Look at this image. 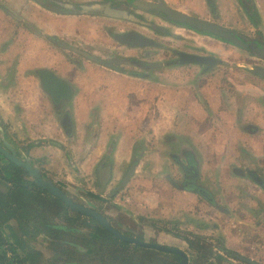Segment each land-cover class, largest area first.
Listing matches in <instances>:
<instances>
[{
    "label": "crops",
    "instance_id": "1",
    "mask_svg": "<svg viewBox=\"0 0 264 264\" xmlns=\"http://www.w3.org/2000/svg\"><path fill=\"white\" fill-rule=\"evenodd\" d=\"M160 1L227 28L235 29L236 22L252 30L264 26V0H219L213 15L204 0ZM10 3L13 6L0 4L7 14L1 17L0 13V88L7 90L0 94V120L28 144L32 160L44 158L48 175L60 179L61 172L70 169L73 175L62 179L68 185L81 173L93 184L105 179L103 189H98L104 200L110 202L119 192L136 208L126 212L128 217L133 222L145 218L146 222L153 217L143 212L148 203L137 200L138 187L130 188L141 183L139 173L144 165L165 164L155 148L161 139L171 148L167 155L171 170L164 174L171 185V194L167 193L171 208L160 212L155 223L178 221L180 231L194 238L219 237L234 256L250 261L231 259L229 264H264V76L247 66H242L241 76H235L224 75L225 71L223 75L209 73L208 68L216 63L177 64L179 52L206 55L175 47L171 52L176 60L167 65L156 63L152 75L128 73L90 60L80 63L48 49L50 38L62 40L56 31L47 34L42 14L34 20L17 16L16 2ZM195 36L207 39L204 34ZM40 69L51 71L69 85V101L55 104L42 91L37 76ZM130 168L129 180L119 189ZM240 191H251L244 204L238 198ZM228 197L232 202L225 206L223 200ZM158 231L160 244L187 249L183 239ZM83 235L80 232L74 240L83 246L77 252L91 254L93 237ZM191 252L198 255L197 250ZM140 262L136 258L135 263Z\"/></svg>",
    "mask_w": 264,
    "mask_h": 264
},
{
    "label": "rangeland",
    "instance_id": "2",
    "mask_svg": "<svg viewBox=\"0 0 264 264\" xmlns=\"http://www.w3.org/2000/svg\"><path fill=\"white\" fill-rule=\"evenodd\" d=\"M64 4H71L75 6L77 10H80L82 5H89L93 3L103 4L107 1L111 3V7L125 11L127 14L132 15L149 24V27L141 26L140 24L124 20V19H115L109 18L105 16H101L99 14H62L59 12H53L51 10H44L35 0H0V4L4 6L10 7L13 6L10 2H16L15 5V15L20 17L31 16L35 18L39 17V14H42L43 20L47 25L48 30L46 31L47 34L52 35L54 31L57 32L58 36L61 38L62 42L66 47L70 48H62L60 46L54 45L51 42L48 44L49 50H58L68 59H74L80 63L87 64L88 58H86L82 53L96 56L97 58L103 60L104 62H109L113 58H126V59H133L137 61H141L146 63L147 68H142L137 66L136 64H115L117 67H121L128 71V73H152V66L156 63H170L171 59L176 60V56L171 52L173 49L176 50H189L190 52L194 53H202L206 56H210L217 60L216 64L213 67L208 68L209 73H214L215 75H223L224 71L226 74L224 75H240L242 74V66H247L253 72L264 76V59L258 58L253 54L250 50H245L234 46L229 43H222L216 38L207 36V39H201L195 34H198L188 28L177 26L175 24L165 22L162 19L150 15L144 14L135 9L132 6L133 0H58ZM154 2L155 0H145ZM8 3V4H7ZM9 5V6H8ZM54 4L48 3L49 8H54ZM58 6V5H57ZM46 9V8H45ZM56 9V8H55ZM4 10V9H3ZM2 8H0L1 17H6V13L3 12ZM7 10V9H6ZM31 14V15H30ZM30 17V18H31ZM55 26L56 28H53ZM234 31L239 33L242 38H253L256 37V33L252 30L251 27L242 26L241 22H236L234 25ZM259 28L260 34L262 37L264 36V26L262 25ZM233 30V29H232ZM127 31H135L138 32L147 38L157 42L160 47H146V48H132L127 45H121L116 42L112 36L120 33H124ZM221 42V43H220ZM200 47L205 48V50H199ZM175 47V48H174ZM72 48V49H71ZM74 50H78L81 53H78ZM230 50V51H227ZM217 57V58H216ZM178 61V58H177ZM176 61V62H177ZM91 63V62H89ZM230 65H234L232 68L228 67ZM236 66V67H235ZM162 71V69L160 70ZM156 74V73H154ZM197 74V73H194ZM5 76V74L3 75ZM257 78V76H255ZM243 78V76H242ZM252 78V77H250ZM253 78V79H256ZM258 79V78H257ZM241 80H245L244 78ZM259 80V79H258ZM246 81V80H245ZM250 81V79H249ZM248 82V81H247ZM13 90V89H11ZM6 88H0V94L3 92L6 93ZM12 93V92H11ZM16 104V103H14ZM64 106H69V103H63ZM15 108H18V105H15ZM0 126H6L4 122L0 120ZM6 131V127L4 128ZM7 134V133H6ZM8 136V134H7ZM156 149L159 148V151L156 153L165 160V164L162 166L155 167L153 163H150V168L144 165L141 168L139 177L142 178L140 180V184L131 187L130 189H136L139 191L137 195V200L146 201L147 207L144 213L150 214L151 218L154 219H146V222L143 221V218H139L138 222H133L126 213L127 211H135L136 208L129 203H126L125 200L121 198L122 194L117 193L114 195L109 201H105L103 198V192L99 193L97 190L95 191V197L92 198L90 205L93 207L94 210L101 214H105L108 216V221L111 225L117 229L121 234L131 237L140 239L147 243L152 244H160L158 240V236L161 231L158 229H162L165 233H170L173 236L179 237L185 241L187 244V249L182 251L186 254L188 258L187 264H229L231 259V254L233 253L230 249H225L223 245V241L219 237H207L202 239H206L207 241H199L194 236L189 235L186 231H180L179 222H158L156 217L159 215L160 212L164 210L167 211L171 208V201L169 200V195L171 194V185L169 184V178L164 176L165 173H168L171 170V163L168 160V152L171 151L169 146L165 145L162 140L160 139L156 143ZM71 154V153H70ZM137 155V154H136ZM66 160V158H64ZM66 168V166H65ZM64 170V169H63ZM62 178L66 177L67 175L71 176L70 169H65V172H61ZM67 174V175H66ZM79 177H73V183L69 185H64L71 193L79 192L80 194H85V191H88L87 184H89L90 189L94 186V182L87 181L88 183H81L84 179H87L88 176L85 173L78 174ZM78 179L80 183L78 184ZM239 187V186H238ZM98 188L96 184V189ZM229 190L228 187L226 191ZM0 191L5 192V189L1 188ZM112 192V190H111ZM101 194V195H99ZM153 194V195H152ZM239 199L240 203L247 201L248 198H251L249 195L251 191H240ZM113 195V194H112ZM236 195V193L234 194ZM108 196V195H107ZM110 196V195H109ZM142 196V197H140ZM171 196V195H170ZM253 196V195H252ZM139 198V199H138ZM136 199V198H135ZM228 201L223 200V205L228 206L231 205L232 199L231 197L227 198ZM135 204L136 200H135ZM153 205V206H152ZM88 206V205H87ZM121 208L123 210L119 209ZM203 210L207 208L205 205L201 207ZM137 209H141L138 206ZM226 214V213H225ZM139 217V216H138ZM178 222V223H177ZM162 227V228H159ZM227 228V227H226ZM166 230V231H164ZM165 241H163L164 243ZM166 244V243H165ZM165 244L164 247H171ZM109 246V245H108ZM219 251V254L216 250ZM224 248V252L221 250ZM191 249L197 250L198 255H194L191 252ZM132 247L127 248H120V247H111V259L110 264L116 262L117 258H125L131 259L133 264L135 263L136 258L142 261L140 264H153L155 262H162V260L166 261L165 259L169 258L167 264H175L176 259L167 256L157 251H144V250H135ZM179 250V249H178ZM66 254L64 257H71V252L69 249H65ZM108 254L109 251H108ZM218 255L222 258V260H218L216 258ZM97 257V256H96ZM165 258V259H164ZM224 259V260H223ZM179 263V261H178Z\"/></svg>",
    "mask_w": 264,
    "mask_h": 264
},
{
    "label": "flooded vegetation",
    "instance_id": "3",
    "mask_svg": "<svg viewBox=\"0 0 264 264\" xmlns=\"http://www.w3.org/2000/svg\"><path fill=\"white\" fill-rule=\"evenodd\" d=\"M218 1L219 0H204V3L209 8L211 15H213V12L216 10L215 4ZM246 9L251 11L250 8ZM211 23L219 25L215 23V21ZM219 26L227 28L224 25ZM227 29L236 33L242 41L248 44V47L245 50H250L253 54H255L251 45L264 48V36L262 37V34H260L258 29L254 30L256 37L253 38H242V36L235 32L234 29L232 30L231 27ZM6 129L8 128L6 127ZM6 133L7 131L4 129V126H0V147L2 149H7L5 146L7 143L12 147L15 158L22 162H30L31 166L39 171L43 179L50 180L53 186L59 188L72 203L94 210L93 207H91L90 202L92 198L95 197V191L97 190L98 192V189H103L104 185H102V183H98L97 189L96 184L93 185L94 187L92 189H90L89 184H87V188L89 190L85 191V194H80L79 192L71 193L64 186L66 183L62 181L63 178L60 179L55 175H48L46 170L43 168V165L46 164V160L44 158L40 161L38 160L37 162L34 159L32 160L28 144L18 140L17 136L13 133L11 134L9 129L8 136ZM87 181H89L88 178L84 179V183H88ZM0 186L5 189V192L0 191V197L7 200L6 203L9 206L8 209L12 213L7 223V231L11 233L13 237L9 238L8 241L14 244V246L19 244V247H17L20 250L18 252V258L24 260L23 264H110V259L112 257L110 252L111 245L95 235L97 221L92 217L71 210L60 199L37 187L33 182V178L23 167L8 160L1 152ZM103 216L108 221V216L105 214ZM1 232L3 233V230L0 228V233ZM80 232L85 233L83 236L89 235L90 237H93L92 241H94L95 249L91 254L89 252H77L78 249L80 250V248H83V246H81L82 244L78 245L74 242V240L79 237ZM118 247L122 249L132 247L134 249L133 251L136 250L135 245L133 244H130L127 247ZM65 249L70 250L71 257H64L66 254ZM146 250L162 252L145 248L144 251ZM97 251H100L103 254L100 255ZM108 251L110 254H108ZM7 257L9 260H13V264H15V259H11L12 256L10 253H8ZM231 257L236 260H241L233 254H231ZM115 259L117 262L121 258L116 257ZM126 261L127 259L120 262V264H123ZM241 261L246 263L244 260ZM0 264H8V262L0 260Z\"/></svg>",
    "mask_w": 264,
    "mask_h": 264
},
{
    "label": "water",
    "instance_id": "4",
    "mask_svg": "<svg viewBox=\"0 0 264 264\" xmlns=\"http://www.w3.org/2000/svg\"><path fill=\"white\" fill-rule=\"evenodd\" d=\"M35 2H37L43 8H46L53 12H59L62 14H71V15L99 14L101 16H105L109 18L128 20V21L140 24L141 26H144V27L150 26L149 24L143 21H140L136 17L127 14L125 11L112 8L111 3L109 1L103 4L93 3L89 5H82L80 6L81 7L80 10H77L75 6L71 4H64V3L59 2L58 0H35ZM48 3L54 4L55 5V6L53 5L54 8L52 9L49 8ZM131 4L135 9H137L141 13L156 16L165 22H169L177 26L185 27L194 32L204 34V35L216 38L218 40L228 42L242 49H246L248 47V44L242 41L237 36L236 33L228 30L227 28L221 27L219 25H216L214 23L205 21L203 19L191 16V15L182 13L179 10H176L174 8L167 6L165 3H163L160 0H156L154 2L145 1V0H133ZM112 38L119 44L127 45L132 48H146V47L158 48L160 47V45L157 42L135 31H127L124 33L116 34V35H113ZM50 40L62 48H70V47H66L63 42L58 41L56 38H50ZM251 48L254 50L255 56H257L258 58L264 59V48H259V47H256L255 45H251ZM74 51L81 53L78 50H74ZM82 54L86 58H88V60L97 62L107 67L116 68L117 66L115 64H126V65L136 64L137 66L142 67V68H147V66H149L146 63L133 60V59L113 58L109 62H104L103 60L97 58L96 56L88 55L84 53ZM177 55L179 57L178 61L176 62L177 64H195V65L212 66L216 63L215 58L210 57V56H198L195 54H187V53H181V52L177 53ZM167 64H171V62L166 63V65ZM261 72L262 71H259L260 74ZM37 76H38L42 91L45 92L55 104H58L62 100L69 101L71 99V96H72L71 88L66 82L59 79L57 76H55L54 73H52L51 71L47 69H40L37 71ZM5 146L7 149H2L0 147V152L8 160L23 167L29 173V175L33 178V182L37 187H39L42 190H45L49 194L60 199L71 210L94 218L104 230H106L107 232H109L111 235H113L115 238H117L118 240L122 242H127L133 245H138V246H141L147 249H154V250L162 251L165 253L175 254L179 256L180 258V261L178 264H187L188 259L184 252L178 249H175V248H168V247H164L161 245L150 244L147 242H142L136 238L126 237L122 235L121 233H119L115 228H113L103 215L99 214L98 212L92 209H88L83 206L72 203L69 200V198L59 188L53 186L50 180L43 179L39 171L33 168L30 162L28 161L22 162L18 160L17 158H15L12 147L9 146L7 143L5 144ZM132 172H133V168H130L125 178L123 179L121 185L119 186V189L122 188L127 183ZM101 181L102 183H104L105 179L101 178ZM198 193L207 198V195H204L202 192L198 191ZM238 258L246 262H250L246 258H243V257H238Z\"/></svg>",
    "mask_w": 264,
    "mask_h": 264
},
{
    "label": "trees",
    "instance_id": "5",
    "mask_svg": "<svg viewBox=\"0 0 264 264\" xmlns=\"http://www.w3.org/2000/svg\"><path fill=\"white\" fill-rule=\"evenodd\" d=\"M7 200L4 199L3 197H0V228L1 230H3V233H0V260L1 261H7L8 264H13V260H9L7 255L8 253L11 254L12 258L11 259H15V264H23L24 260L23 259H19V255L18 252L20 251L17 247H19V244H16V246H14V244L10 243L8 240L9 238L13 237V235L11 233H9L8 230V220L10 215L12 214L10 212V210L8 209V204L6 203ZM96 233L95 235L97 237H100V239L105 240L106 242H108L111 247H118V246H123V247H127L130 244L127 242H122L120 240H118L117 238H115L113 235H111L109 232H107L106 230H104L98 223H96ZM197 238V237H196ZM197 240L199 241H203L204 239L202 238H197ZM135 248L137 250H145V248H142L141 246L135 245ZM100 252V251H99ZM97 251L98 254L102 255L103 253H99ZM167 256H171L173 258L176 259V263L178 264V261L180 260L179 256L175 255V254H171V253H163V252H158ZM217 258V257H216ZM220 260V259H218ZM123 264H133V261L131 259H127L126 262H124Z\"/></svg>",
    "mask_w": 264,
    "mask_h": 264
}]
</instances>
